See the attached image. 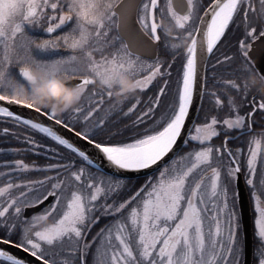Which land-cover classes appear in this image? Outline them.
<instances>
[{
    "label": "snow or ice",
    "instance_id": "obj_1",
    "mask_svg": "<svg viewBox=\"0 0 264 264\" xmlns=\"http://www.w3.org/2000/svg\"><path fill=\"white\" fill-rule=\"evenodd\" d=\"M244 193L264 264V0H0V264H249Z\"/></svg>",
    "mask_w": 264,
    "mask_h": 264
},
{
    "label": "clouds",
    "instance_id": "obj_2",
    "mask_svg": "<svg viewBox=\"0 0 264 264\" xmlns=\"http://www.w3.org/2000/svg\"><path fill=\"white\" fill-rule=\"evenodd\" d=\"M33 71L39 75V70L34 69ZM114 87L117 93H119L121 88L126 91L132 89L134 83L131 77L122 75L119 81L114 82ZM33 90L37 93L35 97L28 94L26 86L20 85L17 89V98L25 100L36 99L39 103H45L49 106L56 107L58 111L76 102L74 90L58 79L52 81L37 80L33 82ZM42 94L43 98H41Z\"/></svg>",
    "mask_w": 264,
    "mask_h": 264
},
{
    "label": "water",
    "instance_id": "obj_3",
    "mask_svg": "<svg viewBox=\"0 0 264 264\" xmlns=\"http://www.w3.org/2000/svg\"><path fill=\"white\" fill-rule=\"evenodd\" d=\"M243 208H244V213H245V222H246V229L249 235V246H248V255H247V260L249 261V264H251L252 261V220L251 216L249 214V208H248V201H247V194L244 193V200H243Z\"/></svg>",
    "mask_w": 264,
    "mask_h": 264
}]
</instances>
